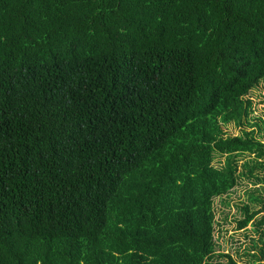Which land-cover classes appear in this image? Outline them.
I'll return each mask as SVG.
<instances>
[{"label": "trees", "instance_id": "1", "mask_svg": "<svg viewBox=\"0 0 264 264\" xmlns=\"http://www.w3.org/2000/svg\"><path fill=\"white\" fill-rule=\"evenodd\" d=\"M0 264H264V0H0Z\"/></svg>", "mask_w": 264, "mask_h": 264}, {"label": "rangeland", "instance_id": "2", "mask_svg": "<svg viewBox=\"0 0 264 264\" xmlns=\"http://www.w3.org/2000/svg\"><path fill=\"white\" fill-rule=\"evenodd\" d=\"M260 106H262V104L260 103ZM217 231H218V227L216 228V234H217ZM239 240H242L243 239V237H240V238H238ZM236 243L234 242L233 243V245H232V247L234 248V245H235Z\"/></svg>", "mask_w": 264, "mask_h": 264}]
</instances>
